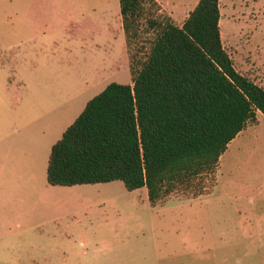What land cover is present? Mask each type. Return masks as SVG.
<instances>
[{
  "label": "rangeland",
  "instance_id": "rangeland-1",
  "mask_svg": "<svg viewBox=\"0 0 264 264\" xmlns=\"http://www.w3.org/2000/svg\"><path fill=\"white\" fill-rule=\"evenodd\" d=\"M156 1L181 25L198 0ZM218 5L222 47L264 89V0ZM111 82L131 83L118 0H0V264H264L260 112L201 195L47 184L51 146Z\"/></svg>",
  "mask_w": 264,
  "mask_h": 264
},
{
  "label": "trees",
  "instance_id": "trees-1",
  "mask_svg": "<svg viewBox=\"0 0 264 264\" xmlns=\"http://www.w3.org/2000/svg\"><path fill=\"white\" fill-rule=\"evenodd\" d=\"M131 75L90 98L50 149L46 181L120 180L151 206L201 195L228 143L264 116V89L239 73L221 44L218 0H198L181 25L156 0H118Z\"/></svg>",
  "mask_w": 264,
  "mask_h": 264
},
{
  "label": "crops",
  "instance_id": "crops-1",
  "mask_svg": "<svg viewBox=\"0 0 264 264\" xmlns=\"http://www.w3.org/2000/svg\"><path fill=\"white\" fill-rule=\"evenodd\" d=\"M48 184V183H47ZM49 185V184H48ZM51 186H58V185H51ZM73 186V185H72Z\"/></svg>",
  "mask_w": 264,
  "mask_h": 264
}]
</instances>
